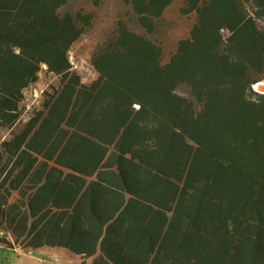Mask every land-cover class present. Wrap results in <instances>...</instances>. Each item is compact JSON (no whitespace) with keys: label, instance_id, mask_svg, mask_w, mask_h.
I'll return each instance as SVG.
<instances>
[{"label":"trees","instance_id":"trees-1","mask_svg":"<svg viewBox=\"0 0 264 264\" xmlns=\"http://www.w3.org/2000/svg\"><path fill=\"white\" fill-rule=\"evenodd\" d=\"M0 0V231L93 264H264V0H185L168 61L116 23L81 82L69 51L93 15ZM154 30L172 0H130ZM57 78L22 121L41 70Z\"/></svg>","mask_w":264,"mask_h":264},{"label":"rangeland","instance_id":"rangeland-1","mask_svg":"<svg viewBox=\"0 0 264 264\" xmlns=\"http://www.w3.org/2000/svg\"><path fill=\"white\" fill-rule=\"evenodd\" d=\"M185 0H172L171 5L163 15L154 20V30L147 31L139 23V18L133 11L130 0H69L65 11L93 15V25L73 44L69 51V60L73 70L79 75L81 82L90 84L97 78V73L91 65V59L96 48L112 35L117 22H124L134 32L146 36L155 43L162 52L164 62L174 53L177 43L189 36L196 22V14H183ZM264 27V19L259 21ZM57 78L43 68L36 83L24 91V101L21 105L22 121H26L31 113L41 104L43 93L56 85ZM11 131L0 129V143L10 136ZM0 233H3L0 231ZM0 238H7L3 233ZM24 257H19L13 248L0 244V264H16L17 259L26 261V257H35V251H23Z\"/></svg>","mask_w":264,"mask_h":264},{"label":"crops","instance_id":"crops-1","mask_svg":"<svg viewBox=\"0 0 264 264\" xmlns=\"http://www.w3.org/2000/svg\"><path fill=\"white\" fill-rule=\"evenodd\" d=\"M3 141V140H2ZM8 241L12 242V237L7 234ZM12 248V247H11ZM14 252L19 255V257H24V250L14 247ZM30 254L33 251H27ZM35 257H26V261H21L22 259H17L16 264H93L94 258H83L78 256L67 249L64 248H41L35 250Z\"/></svg>","mask_w":264,"mask_h":264},{"label":"water","instance_id":"water-1","mask_svg":"<svg viewBox=\"0 0 264 264\" xmlns=\"http://www.w3.org/2000/svg\"><path fill=\"white\" fill-rule=\"evenodd\" d=\"M254 92L264 95V81H259L253 85Z\"/></svg>","mask_w":264,"mask_h":264},{"label":"built area","instance_id":"built-area-1","mask_svg":"<svg viewBox=\"0 0 264 264\" xmlns=\"http://www.w3.org/2000/svg\"><path fill=\"white\" fill-rule=\"evenodd\" d=\"M0 236H3V233H0Z\"/></svg>","mask_w":264,"mask_h":264}]
</instances>
